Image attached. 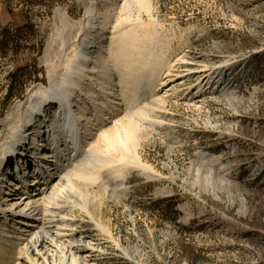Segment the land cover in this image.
<instances>
[{"label":"rangeland","instance_id":"rangeland-1","mask_svg":"<svg viewBox=\"0 0 264 264\" xmlns=\"http://www.w3.org/2000/svg\"><path fill=\"white\" fill-rule=\"evenodd\" d=\"M91 1L113 22L108 44L127 33V47L114 45L115 62L142 51L129 77V116L139 123V156L152 170L102 158L104 166L93 168L101 180L72 179L87 194L92 218L112 228L114 242L101 239L99 264H264V0H0V138L14 107L36 86L49 87L52 67L63 74L79 51ZM29 21L32 32H16ZM6 34L16 42L5 44ZM167 76L176 80L171 96L158 99ZM110 173L125 178V195L113 193ZM61 199L71 213L61 215L89 227L88 214ZM128 247L139 254L126 258L119 249Z\"/></svg>","mask_w":264,"mask_h":264},{"label":"bare ground","instance_id":"bare-ground-1","mask_svg":"<svg viewBox=\"0 0 264 264\" xmlns=\"http://www.w3.org/2000/svg\"><path fill=\"white\" fill-rule=\"evenodd\" d=\"M95 9V1L89 2L79 51L74 52L76 55L70 64L60 59L64 60L65 67L69 64L65 72L60 74L52 67L55 72L49 74V87L36 86L2 123L8 132L0 138V264H99V259L106 254L101 239L105 237L114 242L112 228L101 217L92 218L89 200L85 199L87 194L74 187L72 179L81 176L87 181L100 179V171L93 168L104 166L102 158L107 164L111 160L117 165L132 164L146 173L152 171L139 156V123L129 116L134 100L129 95V77L139 70L135 58L142 51L129 53L128 50L126 57L129 58L125 53L126 60L119 56L124 63L115 62L114 45L120 41L122 48L127 47V33L119 34L118 28V35L111 36L113 39L108 44L113 22ZM75 30L76 33L79 29ZM61 43L64 45V40ZM166 78L157 86V91L162 93L158 99L171 96V85L176 80ZM135 134L139 139L135 140ZM14 158H18L16 162ZM210 162L219 168L217 160ZM119 170L117 167L114 173ZM107 177L113 193L120 196L127 193L123 186L125 178L111 173ZM29 178L35 179L30 185ZM63 196L72 207L88 214L89 227L83 228L86 223L81 220L77 226L73 223L75 220L61 215L64 212L71 215L69 205L66 208L60 204ZM119 250L129 259L139 254L133 247Z\"/></svg>","mask_w":264,"mask_h":264},{"label":"trees","instance_id":"trees-1","mask_svg":"<svg viewBox=\"0 0 264 264\" xmlns=\"http://www.w3.org/2000/svg\"><path fill=\"white\" fill-rule=\"evenodd\" d=\"M13 1V0H12ZM15 1V0H14ZM16 1H18L19 3H21V4H23V5H35L36 3H38L37 2V0H16ZM9 3V2H8ZM8 3H5V5H7L6 6V8L9 10V11H13L12 9V6H10L11 5V2L8 4ZM54 5H55V3H52V2H50V4L48 5V9H49V12H52V10H53V8H54ZM31 19V18H30ZM29 20V19H28ZM29 29V30H31V32H32V30L34 29V23L33 22H31V21H29L26 25H24L23 27H20V28H17V31L16 32H21L22 31V29ZM4 32L5 33H10L9 31H7L6 29L4 30ZM8 36V34H6V37H5V44H7L8 42L9 43H15L16 41H15V39H10V38H8L7 37ZM11 84H13V80L15 79V78H13V76H11ZM11 98H12V95L9 93L8 94V96H7V100L9 101V100H11Z\"/></svg>","mask_w":264,"mask_h":264}]
</instances>
